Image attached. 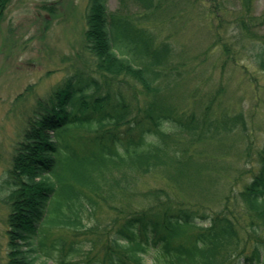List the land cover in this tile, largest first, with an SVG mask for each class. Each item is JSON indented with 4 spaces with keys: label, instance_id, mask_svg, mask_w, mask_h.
<instances>
[{
    "label": "trees",
    "instance_id": "1",
    "mask_svg": "<svg viewBox=\"0 0 264 264\" xmlns=\"http://www.w3.org/2000/svg\"><path fill=\"white\" fill-rule=\"evenodd\" d=\"M9 2L0 0V19ZM158 5L119 0L112 12L108 0L86 1L82 50L92 67L84 63L37 102L0 182L10 202L7 264H264V142L250 180L216 212L138 185L150 173L176 186L193 181L197 143L220 146L246 131L242 111L214 113V93L199 111L170 100L171 46L145 24ZM235 24L264 71V36L255 32L264 12ZM114 197L142 206L123 215L114 207L103 223L101 203Z\"/></svg>",
    "mask_w": 264,
    "mask_h": 264
},
{
    "label": "rangeland",
    "instance_id": "2",
    "mask_svg": "<svg viewBox=\"0 0 264 264\" xmlns=\"http://www.w3.org/2000/svg\"><path fill=\"white\" fill-rule=\"evenodd\" d=\"M87 0H10L0 19V182L12 166L16 142L22 138L27 118L45 101L57 82L76 69L91 66L82 50ZM159 5L147 23L159 42L171 46L173 70L169 93L177 106L197 111L215 94L212 109L233 114L242 111L246 131L235 129L218 140L197 143L193 181L168 183L161 174L139 179L141 189L163 187L173 202L216 212L233 203L232 197L251 178L259 165L264 142V71L249 50L250 34L241 32L236 21L249 22L264 12V0H156ZM50 6V8H46ZM118 11L119 0H108ZM130 14L139 9L129 4ZM142 12V11H141ZM252 28V27H251ZM264 36V26H256ZM254 32V30H252ZM226 45L225 47H223ZM223 47V48H222ZM228 48L227 50H225ZM92 67V66H91ZM204 103L199 107V103ZM8 187H0V264H7L6 216L10 210ZM143 203V202H142ZM119 197L101 203L103 223L114 215L140 208ZM52 260L40 259V263Z\"/></svg>",
    "mask_w": 264,
    "mask_h": 264
}]
</instances>
